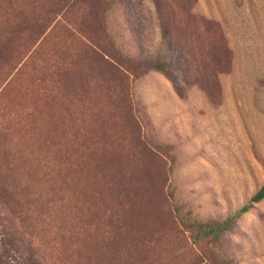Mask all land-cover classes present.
<instances>
[{
  "label": "rangeland",
  "instance_id": "obj_1",
  "mask_svg": "<svg viewBox=\"0 0 264 264\" xmlns=\"http://www.w3.org/2000/svg\"><path fill=\"white\" fill-rule=\"evenodd\" d=\"M263 183L264 0H0V264H264Z\"/></svg>",
  "mask_w": 264,
  "mask_h": 264
},
{
  "label": "trees",
  "instance_id": "obj_2",
  "mask_svg": "<svg viewBox=\"0 0 264 264\" xmlns=\"http://www.w3.org/2000/svg\"><path fill=\"white\" fill-rule=\"evenodd\" d=\"M12 26L10 28L9 36L6 37L7 43L15 45L18 41L19 31H25L26 28L18 24L16 18L12 19ZM27 22L26 19L23 20L22 24ZM264 198V183L258 188V190L249 198V204L240 208V210L232 216L225 217L220 221L210 222V223H200L193 226V240L198 241L205 238H218L222 233L228 231L236 217L240 213L246 212L252 204H255Z\"/></svg>",
  "mask_w": 264,
  "mask_h": 264
}]
</instances>
